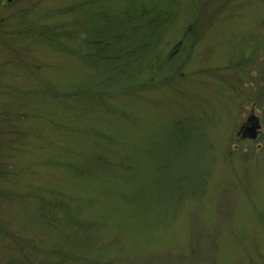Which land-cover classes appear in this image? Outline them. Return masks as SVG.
I'll return each instance as SVG.
<instances>
[{"label": "rangeland", "instance_id": "obj_1", "mask_svg": "<svg viewBox=\"0 0 264 264\" xmlns=\"http://www.w3.org/2000/svg\"><path fill=\"white\" fill-rule=\"evenodd\" d=\"M141 3L168 26L101 86L76 54L103 40L76 19ZM81 86L96 99L62 98ZM252 115L262 134L241 141ZM0 264H264V0L1 7Z\"/></svg>", "mask_w": 264, "mask_h": 264}, {"label": "trees", "instance_id": "obj_2", "mask_svg": "<svg viewBox=\"0 0 264 264\" xmlns=\"http://www.w3.org/2000/svg\"><path fill=\"white\" fill-rule=\"evenodd\" d=\"M193 5L194 15L191 18L193 21L186 29L183 39L190 36L194 28L196 21L195 7L202 9L204 6L202 5L201 7L198 3ZM159 10L158 5L147 6L141 3L137 5L136 9L122 16H112L104 13H83L77 17L76 22L79 25L91 26L90 31L85 32L89 39H93L94 41L103 40L101 49H98L100 42L95 43L94 49L96 54H85L83 58L79 52L76 54L84 62L90 65L93 62L96 65L98 72H100V77L101 75L103 77L101 86H113L121 83L123 80L133 79L132 73L137 71V68L141 66L138 63V57H141L143 61L151 48L145 41V37H148L149 34L157 37V35H160V29L166 30L168 26L169 16L159 12ZM111 21H115L118 26L108 24ZM129 27H132V33L127 31ZM121 29L123 32H120ZM153 39L155 40V38ZM92 88V86H81L74 92L62 95V98L76 102H82V100L92 101L96 99ZM126 89H129V86Z\"/></svg>", "mask_w": 264, "mask_h": 264}, {"label": "water", "instance_id": "obj_3", "mask_svg": "<svg viewBox=\"0 0 264 264\" xmlns=\"http://www.w3.org/2000/svg\"><path fill=\"white\" fill-rule=\"evenodd\" d=\"M259 120L255 116H250L242 129L241 138L255 141L259 135Z\"/></svg>", "mask_w": 264, "mask_h": 264}, {"label": "flooded vegetation", "instance_id": "obj_4", "mask_svg": "<svg viewBox=\"0 0 264 264\" xmlns=\"http://www.w3.org/2000/svg\"><path fill=\"white\" fill-rule=\"evenodd\" d=\"M8 2V4L7 5H4V3H3V0H0V8L1 7H3V6H8V5H11V3L13 2V0L11 1V0H7ZM255 116V115H254ZM257 117V116H256ZM248 119V118H247ZM247 121V120H246ZM245 125H246V122L240 127V130H239V132H238V135L240 134H242V129H243V127H245ZM259 125H260V128H259V136L262 134V129H263V127H262V125H261V122L259 121ZM241 141H248V140H246V139H241Z\"/></svg>", "mask_w": 264, "mask_h": 264}]
</instances>
